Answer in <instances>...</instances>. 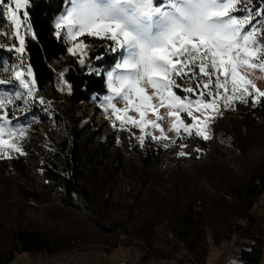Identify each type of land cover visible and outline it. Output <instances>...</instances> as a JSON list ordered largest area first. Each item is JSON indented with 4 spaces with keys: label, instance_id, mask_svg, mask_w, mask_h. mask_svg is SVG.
<instances>
[{
    "label": "trees",
    "instance_id": "1",
    "mask_svg": "<svg viewBox=\"0 0 264 264\" xmlns=\"http://www.w3.org/2000/svg\"><path fill=\"white\" fill-rule=\"evenodd\" d=\"M37 3L40 4V0ZM56 11L54 5L43 4L33 9L32 24L37 38L29 39L25 57L31 63L41 93L53 84L59 72L71 69L63 77L71 84V91L68 88L59 104L72 124L66 131H58L51 150L41 151L45 161L41 162L40 173L25 155L0 159V173L22 174L32 182L21 187L23 196L34 199L39 196L38 191L49 195L67 209L65 215L78 218L76 221L84 222L95 233L82 234L78 230L57 227L60 217L57 215L42 213L44 221L35 224L12 223L0 216V264L11 262L20 253L54 254L74 248L98 247V243L104 244L102 251L109 252L118 245V237L123 233L138 239L145 249L170 233L183 243V248L191 255V264L205 263L209 252L208 234L214 244L234 235L236 264H261L263 218L262 208H258L264 203L259 204L258 200L264 193V145L255 147L253 141L257 137L254 132L264 130V109L235 106L229 116L222 114L212 121L210 142L182 139L185 145H190L185 151L199 148L205 153L198 159L178 158V147L173 144H169L170 150L156 143L137 147L138 141L131 139L129 133L126 136L109 131L101 138L102 130L98 126L80 124L74 108H81L82 104L106 93L105 78L89 74L88 68L79 66L77 58L66 51L68 44L55 38L53 16ZM0 25L8 27L2 19ZM88 41L94 44L91 55L103 53L104 56L93 63L108 67L115 55L94 39L88 38ZM10 57L13 58L11 53L0 51V60ZM32 106L35 113L40 110V117L44 115L45 106L38 102ZM54 113L56 122L61 116ZM221 129L235 137L233 145L217 140L216 132ZM217 158L233 159L228 181L220 182L221 175H193L185 171L186 165L192 162L205 159L214 162ZM120 175L134 182L129 183L131 188L127 193L130 195L119 193L115 199L114 188L118 184L115 182ZM166 179L171 180L168 187ZM155 182L160 184V189H156ZM217 222L222 227L220 231ZM146 259L147 250L140 259L142 264Z\"/></svg>",
    "mask_w": 264,
    "mask_h": 264
},
{
    "label": "snow or ice",
    "instance_id": "2",
    "mask_svg": "<svg viewBox=\"0 0 264 264\" xmlns=\"http://www.w3.org/2000/svg\"><path fill=\"white\" fill-rule=\"evenodd\" d=\"M42 4L58 9L53 35L70 45L66 51L76 63L105 78L107 93L96 100L105 105V113L111 110L115 130L129 132L130 138H135L133 128L141 133L137 147L156 143L170 150L159 109L166 110L177 139L203 142L213 139L207 128L222 116L221 106L264 109V90L248 76L264 73V0H0V19L8 25H0V50L15 53V58L0 60V85H15L0 89V159L26 154L13 142L17 134L23 140L31 127L19 123V117L36 102L46 105L45 111L52 103L40 95L31 63L24 60L29 39L37 38L31 13ZM88 38L108 42L107 52L118 57L112 67L93 63L104 56L91 55L94 45ZM64 84L71 91L66 79ZM117 100L125 106L118 107ZM149 111L155 120L148 118ZM5 151L16 157H4ZM203 155L199 148L177 153L180 159Z\"/></svg>",
    "mask_w": 264,
    "mask_h": 264
},
{
    "label": "rangeland",
    "instance_id": "3",
    "mask_svg": "<svg viewBox=\"0 0 264 264\" xmlns=\"http://www.w3.org/2000/svg\"><path fill=\"white\" fill-rule=\"evenodd\" d=\"M54 22V20H53ZM93 39V38H90ZM95 43H99L103 46L108 43L107 41H101L99 38L94 39ZM1 42V41H0ZM89 44H92L93 41H87ZM68 46H70L68 44ZM105 47V46H104ZM1 51V50H0ZM5 52H7L5 50ZM13 58H15V53H11ZM84 57H88L89 53L86 51ZM103 55L100 53H94L92 56ZM118 59L115 56L113 62L106 68H110L113 66L114 62ZM2 60H7V58H3ZM24 60L27 61L24 56ZM87 63V60H86ZM60 73V72H59ZM58 76L53 82L52 85H49L40 95L45 98V101H51L50 105H47L48 111H43L44 115L39 116V111L34 112V108H32L31 112L25 114L24 116L19 117V123L31 124V127L28 133L25 134V138L23 140L20 139L19 135L14 139L13 142L20 144L22 147V151L25 152V157H27L29 163L35 166L37 172L40 173L42 170L41 162L45 161L42 157V150L48 149L51 150L54 147L55 137L57 136L58 131L64 130L72 124V119L69 117L66 111H63L60 108V104L65 97L66 92L68 91L67 85L64 84V79ZM249 78L256 83V85L264 90V73L260 71H253L248 73ZM35 78V77H34ZM15 85H0V89L8 88L12 89ZM149 94H151V87L148 88ZM107 93V92H106ZM104 94H101L102 97ZM158 104V101H154ZM118 107H124V102L122 100L115 101ZM45 106L46 105H41ZM250 106V105H249ZM34 107V106H32ZM105 105L101 104L96 97L93 101L89 103H84L81 105V108H74L75 116L80 117V124L87 122L92 125V128H96L97 126L102 130L101 138H104L105 133L109 131H115L118 135L121 133L118 130H115L111 125L115 121V117L112 114L111 110L107 113L103 111ZM248 108V106H245ZM235 105H233V109ZM162 116L164 117L160 123L165 129V134L169 138L167 141L168 144L175 143L176 145H180L178 147L179 152L185 151L183 145L185 143L182 139H177V133L171 131V119L167 117L165 109H159ZM223 115L226 114L229 116V111L225 110L223 106H221L218 110ZM53 112L59 113L61 116L59 120L55 122ZM130 115L135 116L137 119L139 118L138 113L132 111L129 113ZM196 115H201V113H195ZM35 117V120L33 118ZM148 118L155 120L156 116L149 111ZM211 122H209V126L207 128V133L209 136L212 135ZM27 124V125H28ZM147 131L153 133L154 135H160L159 130H154L151 127L147 129ZM243 131V128H242ZM131 132L135 133V138L138 141V137L141 135L139 131L136 129H131ZM125 135L129 132H123ZM256 138L253 143V146L258 147L260 145H264V130L260 128L259 130L254 132ZM127 136V135H126ZM130 136V135H129ZM233 135L228 133V131H223V129L218 130L216 132V138L219 142L225 143L227 145H233ZM235 138V137H234ZM252 139V138H251ZM252 142V141H251ZM248 142V143H251ZM235 143V142H234ZM236 144V143H235ZM234 147V146H233ZM238 151V146L235 148ZM16 154L14 151H5L3 153L4 157H10ZM233 159L231 158H217L216 161L212 162L211 159H205L199 162H192L185 167V171L188 174L200 175L206 174L208 176H220V182H225L230 179L228 176V171L231 168L230 164ZM236 161V160H235ZM182 173V172H181ZM185 173V172H183ZM23 178L22 174H15L11 172H3L0 173V216L6 219L9 222H18L19 223H30L35 224V222L44 221L42 218L43 214H51L60 216L56 223V226H60L64 230L73 229L78 230L82 234L87 233H95V230L91 227L87 228V225L82 221H76L78 218L68 217L65 214H68L67 209L52 199L49 195L44 194L41 191H38L39 196L30 199L26 196L22 195L21 187L26 186L25 183H32ZM165 184L170 186L171 180H165ZM130 177H125L120 175L119 179L115 182L118 183L115 185L114 197L118 196L119 193L129 194L130 184L133 183ZM156 189H160V184L155 182ZM177 183H183L177 182ZM130 195V194H129ZM125 196V195H124ZM115 197V199H117ZM127 199L128 197L125 196ZM264 203V202H263ZM260 204V203H259ZM261 209V215L263 218L262 221V241H263V250L261 255V264H264V206H260L258 209ZM64 215V216H61ZM218 231H220V224L217 222ZM164 240H158L154 243V246L149 249H145V247L141 246V242L132 237H128L124 233L118 237V245L109 250V252L102 251L101 247L104 246L103 243H98V247H89L88 249H71V250H63L54 254H28L26 256L23 253H20L16 256L17 261H14L13 264H119L120 259H126V245L129 246L131 252L129 253V261L131 264H142L140 261L142 254L147 250V259L145 264H190V261H182L184 259L183 245L178 243L175 238L171 236V234H167L166 236L162 235L160 237ZM127 240V241H126ZM207 243L209 245V252L204 264H230L228 259L229 253L233 254V259L231 260L234 264L238 263L237 257V247L234 244V235L232 238L222 239L218 243L212 242V237L210 234L207 236ZM93 244V243H92ZM86 250H91V253L86 255L84 252Z\"/></svg>",
    "mask_w": 264,
    "mask_h": 264
},
{
    "label": "built area",
    "instance_id": "4",
    "mask_svg": "<svg viewBox=\"0 0 264 264\" xmlns=\"http://www.w3.org/2000/svg\"><path fill=\"white\" fill-rule=\"evenodd\" d=\"M264 202V193L260 196L259 200H258V203H262ZM173 237V236H172ZM174 238V237H173ZM178 243H181L183 245L182 242H179ZM131 252L129 246L126 245V254H127V258L126 259H120L119 260V264H131L130 261H129V253ZM183 252H184V260H188L190 261V264L192 263V260H191V255L183 248ZM91 253V250H86L84 252V254L88 255ZM228 259L230 261V264H234L231 260L233 259V254L232 253H229L228 255ZM24 264H26V262H24Z\"/></svg>",
    "mask_w": 264,
    "mask_h": 264
},
{
    "label": "crops",
    "instance_id": "5",
    "mask_svg": "<svg viewBox=\"0 0 264 264\" xmlns=\"http://www.w3.org/2000/svg\"><path fill=\"white\" fill-rule=\"evenodd\" d=\"M29 254V253H28ZM27 253H23L24 256L28 255ZM31 255V254H30ZM14 261H17L16 257L9 263H6V264H13Z\"/></svg>",
    "mask_w": 264,
    "mask_h": 264
}]
</instances>
